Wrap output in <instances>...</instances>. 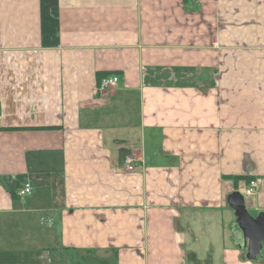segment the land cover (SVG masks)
Listing matches in <instances>:
<instances>
[{"label": "crops", "instance_id": "1", "mask_svg": "<svg viewBox=\"0 0 264 264\" xmlns=\"http://www.w3.org/2000/svg\"><path fill=\"white\" fill-rule=\"evenodd\" d=\"M234 191L264 214V0H0V264H264Z\"/></svg>", "mask_w": 264, "mask_h": 264}, {"label": "water", "instance_id": "2", "mask_svg": "<svg viewBox=\"0 0 264 264\" xmlns=\"http://www.w3.org/2000/svg\"><path fill=\"white\" fill-rule=\"evenodd\" d=\"M229 207L233 210L236 223L243 232L244 246L247 247V256L255 258L264 241V214L253 217L247 211L244 198L238 191L227 197Z\"/></svg>", "mask_w": 264, "mask_h": 264}, {"label": "built area", "instance_id": "3", "mask_svg": "<svg viewBox=\"0 0 264 264\" xmlns=\"http://www.w3.org/2000/svg\"><path fill=\"white\" fill-rule=\"evenodd\" d=\"M118 76L116 75H106L100 78L98 84L95 86L94 93L105 95L106 93H109L112 89H114L118 84ZM123 166L124 169L128 172H131L135 169L134 159L131 154H125L123 157ZM254 180H251L249 182V185H247L244 188V193L246 195H249L253 192L254 187ZM31 192V187L29 184H25L22 188L19 189L18 194L19 195H25L29 194Z\"/></svg>", "mask_w": 264, "mask_h": 264}, {"label": "rangeland", "instance_id": "4", "mask_svg": "<svg viewBox=\"0 0 264 264\" xmlns=\"http://www.w3.org/2000/svg\"><path fill=\"white\" fill-rule=\"evenodd\" d=\"M250 180H252V179H250ZM250 180L248 181V182H250ZM246 206V205H245ZM229 207L227 206V211H229V209H228ZM246 209L248 210V212L252 215L253 214V212L251 211V210H249L248 209V206L246 207ZM226 225H227V223H226ZM262 251H264V248L262 249Z\"/></svg>", "mask_w": 264, "mask_h": 264}]
</instances>
